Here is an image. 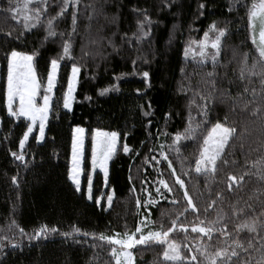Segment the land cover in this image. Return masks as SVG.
Returning <instances> with one entry per match:
<instances>
[{"label":"trees","instance_id":"trees-1","mask_svg":"<svg viewBox=\"0 0 264 264\" xmlns=\"http://www.w3.org/2000/svg\"><path fill=\"white\" fill-rule=\"evenodd\" d=\"M246 2L250 5L252 0ZM60 3L61 0H56L57 5ZM200 3L206 5L203 16L199 15ZM101 4L104 5L102 9ZM165 4L166 0H80L77 6L79 9L77 29L70 38L72 58L61 61L44 141L37 143L34 138L37 130H34L25 146L26 161L29 162L27 169L19 166L20 162L15 161L10 155V150L19 151V139L22 138L29 122L24 117L16 120L7 114L5 95L7 62L4 56L14 46L24 51L38 49L37 75L46 85L50 59L62 52L63 40H68V34L72 33L73 9L70 6L66 15L55 25L57 32L65 33L64 37L58 36L54 38V42L47 41L43 47L41 40L45 36L46 21L59 11L58 7L50 8L49 16L41 17L40 26L31 32L23 29L22 18L17 21L0 14V236L15 238L22 243V248L14 252L8 251L4 264H90V262L115 264L110 256L111 245L106 241H100L99 234L107 236L131 233L145 216L149 217V221L155 222L148 223L151 230L159 229L161 222L165 229L170 227L171 220L183 210L185 202L183 190L175 184V177L171 176L167 162L160 156L161 144L165 145L164 150L173 161L177 175L185 180L186 187L198 208L203 210L209 202V193L204 187L205 178L194 171L195 159L199 154L198 144L202 143V135L206 133L198 132L199 142L193 140L181 142L180 155L186 157L183 167L177 159V154L168 148L172 143L173 134L177 131L182 132L187 125L188 99L191 93L180 92L181 84L187 86L191 83L193 87L203 88L201 81L206 78L204 74L211 71L210 63L201 68L191 61L185 62L184 47L190 40L202 39L203 31L207 30L213 21H216L219 27L226 26L228 34L223 41L220 56L221 64L224 66L218 67L217 72L221 76L226 74L227 78L236 81L237 85L240 84L238 75L243 55L248 54V63L251 65L253 58L258 57V53L248 27L247 7L234 3L233 0H173L171 8ZM0 6H5V0H0ZM134 9H145L153 21L150 39L137 42L134 36V33H138L137 21L143 20L144 17L138 15ZM89 16L92 18L89 19ZM22 31L27 40L26 45L15 40L16 35ZM8 32H12L13 35L7 37ZM109 40L113 42L115 49ZM133 60L137 61L135 66ZM72 63L78 64L81 70L74 93L75 100L71 110L67 111L63 108L62 98L67 88ZM181 68L184 69L183 73ZM144 71L149 72L147 81L142 76ZM253 81L251 86L259 90V78L254 77ZM110 85H118L119 91L100 96L99 90ZM137 89L140 91L137 92ZM229 91L235 97L238 87L233 85ZM42 94L43 87L40 90V95ZM244 99H250V96H245ZM149 101L153 114L144 117L141 106L143 110H148ZM242 107L243 100L237 104L235 112H230L227 104L217 103L212 113L221 121L227 114L229 123L234 124L238 132L247 129L239 139L230 142L235 144L232 151L237 164L225 167L218 174L215 183L209 181L213 196L215 191L226 188L224 181L228 173L239 176L250 167V164L245 165L246 158L253 161L264 156V148H261L264 144V113L254 117L250 112L242 111ZM165 112L173 113V118L167 126L164 123ZM192 115L196 116L194 106ZM148 120L152 121L151 125H148ZM75 127L85 129L81 171L83 184L87 182L90 172L93 131L99 128L120 134L117 151L109 162L108 187H105L100 172H96L93 179L94 198L101 193L106 195L110 191L114 192L110 208L105 205V196L101 202L103 208L96 206L94 200L89 201L84 186L81 193L74 191L68 174ZM162 132L168 135H162ZM124 143L133 149L131 153L123 152ZM241 143L244 146L243 152L240 148ZM149 149L154 151L150 152ZM153 156L156 160L152 159ZM185 171L190 172V175L185 176L183 174ZM13 175L18 176L19 188L11 182ZM161 176L176 189L174 193H167L162 189L168 199H161L155 192L156 187L162 188L157 183ZM245 180L248 181L249 178L246 176ZM133 185L136 188L135 192L132 191ZM144 187L152 193V198L156 199L157 203L147 207L142 204L138 210L136 199L140 198L141 201L149 199L148 193L142 190ZM254 187H257L255 177L245 184L244 191L237 195L247 199ZM174 196L180 200L179 204L173 205L170 202ZM230 199L235 200L236 196H231ZM225 210L231 214L230 210L227 208ZM162 213L165 215L162 216ZM214 217L213 210H209L207 217L203 211L200 213L201 220H210ZM179 220L186 223L197 222L195 214L191 212L186 216H180ZM13 221L15 225L12 224ZM41 224L56 227L59 233L70 231L75 226L80 228L82 233H89V236H78L80 242L76 243L72 239L65 240L57 233L52 234L47 241H33L29 244L26 238L20 237L16 227H22L26 233L31 234ZM92 233H95L97 238H93ZM170 235L178 243L186 242L190 247L200 242L194 239L198 234L192 233L190 227L187 241H184V233ZM241 235L244 236L245 233ZM204 241H207L206 237ZM182 250L187 254V249L182 247ZM132 251L135 264H156L162 259L163 247L148 248L138 245ZM94 256L98 259L93 261Z\"/></svg>","mask_w":264,"mask_h":264},{"label":"snow or ice","instance_id":"snow-or-ice-1","mask_svg":"<svg viewBox=\"0 0 264 264\" xmlns=\"http://www.w3.org/2000/svg\"><path fill=\"white\" fill-rule=\"evenodd\" d=\"M234 3H239L241 6L247 7L248 27L253 33V43L256 45V52L258 57H254L251 65H249L248 54L243 55L241 61V67L239 70L238 80L240 84L237 85L236 81L228 79L226 74L221 76L217 72L218 67H223L221 64L220 56L224 39L227 37L228 28L219 27L216 21H213L208 25L207 30L203 31V37L200 40H190L186 43L183 51V57L185 62L191 61L198 67L203 68L207 64H211V71H207L205 79L201 81L204 85L203 88L196 86L193 87L191 83L187 86L181 84L179 91L185 94L191 93L188 99V117L187 125L184 130L177 131L173 134L172 143L168 145L169 150L174 151L177 154V159L180 160L181 166H184V160L186 157H182L181 154V142L186 140H193L199 142L202 135V143L198 144V157L195 159L194 171L196 174L205 178L204 187L209 193V202L206 204L203 210L198 208L194 202L193 196L190 195L188 188L186 187L185 180L177 175V170L173 166V161L169 159V154L164 150L165 145L161 144L160 156L167 162V168L171 170V176L175 177V184L179 186L182 191L184 205L183 210L178 213L175 219L171 220V226L164 228L161 222L160 228L156 230H148L144 232V228L148 227V223H155L149 221V217L145 216L141 219L140 223L136 226L135 231L129 233L124 232L116 233L115 235L99 234L98 239L100 241H106L108 245H111L110 256L114 260L115 264H135V256L132 249L136 246H147L151 248L153 246H162L163 251L161 253L162 259L156 262V264H264V156L248 161L245 159V165H249L248 169L239 176L228 173L226 180V188L215 191L213 196V189L209 183L216 182L217 176L223 169L229 165L235 166L237 161L233 159L235 144L230 143L239 139L246 128L238 132L237 127L234 124L229 123V117L225 114L223 121L218 117L213 116L212 113L217 105L227 104L230 112H235L237 104L243 100L242 111L250 112V115L254 117L260 116L264 113V0H252L250 5H247L246 0H233ZM80 0H61L60 4H56V0H5V6H0V14L5 17H10L13 20L19 21L22 18V27L25 31L31 32L33 29H38L41 24V17L49 16V9L53 6L59 8V11L55 15L50 16L47 19L44 27L45 36L41 40V47L47 41L54 42V38H63L64 32H57L56 22L62 19L69 7L71 6L73 11L71 13L72 33H69V39L63 40L62 52L57 53L54 58L50 59V63L47 68L46 85L37 75V57L39 50L34 48L31 51L18 50L17 47H11L10 51L5 53L6 60V108L9 117H14L19 120L24 117L29 122L27 124L26 131L23 132L22 138L19 139V151H11L10 155L15 161L20 162L19 166L28 168L29 162L26 161L25 146L29 141L30 134L33 133L34 128L38 124V135L34 138L37 143L44 141L45 139V127L48 121L49 112L52 108V98L54 89L57 86L58 73L60 69L61 61L66 58L71 59L72 46L70 38L77 29L78 19V5ZM103 4L100 5L101 9ZM166 7L171 8L173 6V0H166ZM199 15L203 16L206 5L204 3L199 4ZM232 5H229L231 10ZM95 11V9H94ZM138 15L144 17L143 20L137 21L138 33H134L137 42L150 39L151 28L153 21L147 15L145 9H134ZM92 17L89 16V19ZM259 20V42L255 38V22ZM147 26V30H146ZM12 32L7 33V37H11ZM127 36V34H125ZM7 37L5 41L7 43ZM16 41L21 44L27 43L24 32H20L15 37ZM110 44H113L109 40ZM172 43V36L169 38V45ZM115 49V45L113 44ZM155 55V54H154ZM145 62L147 60L145 59ZM133 65L137 64L136 60L132 61ZM80 66L76 63H72L71 75L67 80V88L63 93V108L71 110L72 103L75 100V90L79 82ZM181 72L184 69L181 68ZM145 81L149 77V72L144 71L142 73ZM258 77L260 83V89L251 86L253 84V78ZM187 79V77H185ZM233 85L238 87V91L235 97L229 91V88ZM43 87L42 103L37 102V97L40 95V90ZM119 91L118 85H110L99 90L100 96H105L110 92ZM140 90L137 89V92ZM245 96H250V99H244ZM91 99V97H85ZM193 106L196 109V116L192 115ZM144 117L152 116V105L148 102L147 109L143 110ZM173 113H164L165 126L172 120ZM215 121V122H213ZM152 121L148 120V125H151ZM210 125V127H209ZM85 129L76 127L74 129V135L72 139V167L69 170V179L74 185V191L81 193V162L83 158V146H84V134ZM162 135H168L166 132H162ZM127 133H125V136ZM120 134L116 131H104L97 128L92 135V148H91V164L92 169L95 170L99 167L104 173L105 187H108V162L113 158V155L117 151V143ZM7 139V137H5ZM143 143V142H142ZM241 151L243 152L244 146L241 143ZM264 148V144L261 145ZM122 150L125 154H129L133 149L129 144L124 143ZM154 151V149H149ZM139 154L138 152L136 153ZM156 160V157H152ZM157 163L159 161L157 160ZM34 166V165H33ZM255 169V171H252ZM185 176L190 175V172L185 171ZM249 180L246 181L245 177ZM255 177L257 187H254L248 194L247 199L237 195L239 192L244 191V186L251 179ZM131 180V176L129 177ZM11 182L14 186L19 188V180L17 175L11 177ZM161 187H156L155 192L161 199H168L165 195L167 193H174L176 189L162 178L157 181ZM148 193L149 199L141 201L137 198L135 203L139 210L143 204L145 207L157 203V200L152 198V193L148 191L146 187L142 189ZM132 191L135 192L136 188L133 185ZM105 196L101 193L100 196L93 197V181L92 176L89 175L87 179V193L86 197L89 201L94 200V204L99 207H104L101 203L102 198ZM114 192H108L106 194L107 207L110 208L113 202ZM231 196H236L235 200L230 199ZM173 205L179 204L180 200L175 196L170 201ZM230 210L226 211L225 209ZM106 210V209H105ZM209 210L215 212L213 219H200V213L203 211L205 217ZM191 212L195 214L197 222H181L180 216H186ZM165 215L162 213V216ZM15 225V221L12 222ZM232 225L230 228L229 226ZM20 237L26 238L29 244L33 241H47L52 234H59L65 240L72 239L73 242L79 243L78 236H89L87 232H81V229L73 226L70 231L62 233L58 232L56 227H50L47 224H41L38 228L34 229L31 234L26 233L24 228L16 226ZM191 228L192 233L198 234L194 237L199 243L189 246L186 242H177L176 239L171 238L170 234L184 233V241H187V233ZM241 233H245L244 236ZM139 234V236H137ZM218 234V235H214ZM93 238H97L95 233L91 234ZM207 241H204V238ZM216 243H213V241ZM7 242V243H5ZM34 246V245H33ZM118 246V247H117ZM187 249V254L182 250ZM22 248L21 241L15 238L10 239L8 236H0V264H4L8 256V251H16ZM98 259L93 257V261ZM91 264V262H90Z\"/></svg>","mask_w":264,"mask_h":264},{"label":"rangeland","instance_id":"rangeland-1","mask_svg":"<svg viewBox=\"0 0 264 264\" xmlns=\"http://www.w3.org/2000/svg\"><path fill=\"white\" fill-rule=\"evenodd\" d=\"M259 29H260L259 20H257V21L255 22V33H254L257 42H259ZM250 34H251V38H252L253 33H252L251 31H250ZM252 40H253V39H252ZM70 75H71V72H70ZM42 96H43V94H42V95H39V96L37 97V102H38V103H42ZM65 110L69 111L68 109H65ZM75 128H76V127H75ZM75 128H73V135H74V129H75ZM81 128H83V127H81ZM83 129H84V128H83ZM34 130H37V135H38V124H37V126L34 128ZM94 131H95V130H94ZM94 131H93V134H94ZM104 131H105V130H104ZM73 135H72V139H73ZM83 139H84V146H83V156H84V148H85V131H84V134H83ZM91 148H92V141H91ZM109 162H110V161H109ZM109 162H108V164H107L108 172H109ZM82 164H83V158H82V162H81V169H82ZM71 167H72V143H71V165H70V169H71ZM96 172H100V173L102 174V176H103V179H104V173H103V171H102L99 167H97L95 170L92 169V164H91V151H90V172H89V175L92 176V181H93V179H94V174H95ZM80 180H81V188H82V186H84V192H85V194H86V193H87V182H86L85 184L82 183L81 174H80ZM104 200H105V205H106V207H107L106 195H105ZM101 202H102V200H101ZM148 230H151V229L149 228V225H148L147 228H144V232L146 233ZM137 236H139V234H137ZM117 247H118V246H117Z\"/></svg>","mask_w":264,"mask_h":264}]
</instances>
